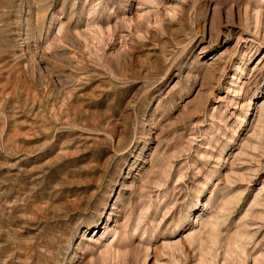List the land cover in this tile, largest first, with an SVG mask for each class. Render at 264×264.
Listing matches in <instances>:
<instances>
[{"label": "rangeland", "instance_id": "374dc122", "mask_svg": "<svg viewBox=\"0 0 264 264\" xmlns=\"http://www.w3.org/2000/svg\"><path fill=\"white\" fill-rule=\"evenodd\" d=\"M0 264H264V0H0Z\"/></svg>", "mask_w": 264, "mask_h": 264}]
</instances>
